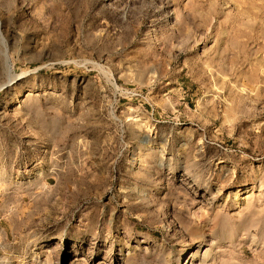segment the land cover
<instances>
[{"label":"rangeland","instance_id":"374dc122","mask_svg":"<svg viewBox=\"0 0 264 264\" xmlns=\"http://www.w3.org/2000/svg\"><path fill=\"white\" fill-rule=\"evenodd\" d=\"M0 264H264V0H0Z\"/></svg>","mask_w":264,"mask_h":264}]
</instances>
